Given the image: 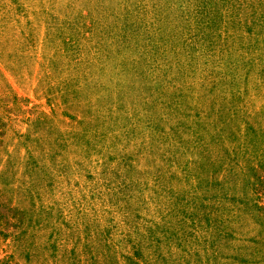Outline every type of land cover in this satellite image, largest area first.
<instances>
[{
    "label": "rangeland",
    "instance_id": "rangeland-1",
    "mask_svg": "<svg viewBox=\"0 0 264 264\" xmlns=\"http://www.w3.org/2000/svg\"><path fill=\"white\" fill-rule=\"evenodd\" d=\"M9 1L37 32L23 48L0 39V96L18 99L0 148V264H264V16L210 14L220 48L205 60L174 0ZM40 10L79 42L73 63L62 37L41 44ZM15 132L33 174L27 149L7 158Z\"/></svg>",
    "mask_w": 264,
    "mask_h": 264
},
{
    "label": "trees",
    "instance_id": "trees-1",
    "mask_svg": "<svg viewBox=\"0 0 264 264\" xmlns=\"http://www.w3.org/2000/svg\"><path fill=\"white\" fill-rule=\"evenodd\" d=\"M56 1L57 0H40L39 1L40 4L38 6L45 7L44 4L46 2L47 4H49V6H54V2ZM142 1L143 0H141V2ZM11 2H14L12 3L13 5L19 8H22V4L21 2H18V0H12ZM172 3L176 5L178 9L171 11V13L179 14V15L188 14V16L184 17L182 21L180 22V24H178L176 31L177 29H183V32H184L183 41H185V44L188 43V46L192 48L199 47L200 57L204 58L205 60L211 58V56H218V51L220 48V40L218 36L220 35L219 33H220L221 28L218 30L215 29L216 35H214L210 40H209L208 35L203 34L204 31L207 29V26L211 28L213 26V23L215 22L213 20V17L210 16V14L211 15L217 14L221 16L222 14H230L235 11V13H232V14L234 15L237 14V16H240L241 14L255 15L257 14V12H259L261 16H264V11H260L258 9L256 10L253 7V6H256L257 8H264V0H258V1L257 0H174L172 1ZM248 5H250L249 8H248ZM68 6L69 4L66 7ZM247 8L250 10H247ZM10 9L11 8H10L9 0H0V39L2 40L4 37H6L5 36L6 34H9V36L11 37V40H13V42L15 44H18L21 48H23L24 46L30 45V43L33 42L34 37L37 32V28H35L33 25V20L28 18L29 16L28 14V16H26L25 26H21L20 24H17V23L15 25V23L13 22V18L11 19ZM31 15H33V17H40V20H38L36 25L39 27L40 25L41 27L43 26L44 31L47 30L43 37L41 44L46 42V40H49L50 38H53L54 40L55 37L58 36V40H59L60 39L59 37H62L63 41L61 43L64 46L63 48L66 50V52H70L67 54L68 64L73 63L74 59L72 57L73 56L72 54H74V52L78 50L77 44L79 43L76 41V38L74 37V35L72 33H69L68 30L65 31L63 34L58 33V32L56 34L55 33L53 34L54 27L49 24L47 25V22L49 23V16H48L47 11L45 10H40L39 12H31ZM17 21H21V19L19 18L17 19ZM55 22L56 21H54L53 24ZM182 24L183 26H181ZM70 25L72 26L71 28L76 27L75 24H71V22H70ZM245 25L248 26V24H245ZM209 30H213V29H209ZM247 30H248V34H250L251 29H247ZM56 54H57V49L53 51L51 60L56 56ZM7 65L9 66L10 64H7ZM1 79L3 82H6V78L0 69V80ZM68 81H70V78L69 80L67 81L64 80L62 82L65 85V83L67 84ZM80 85L81 83L78 80H76L75 84H72V85L68 84L67 85L68 88L67 87L62 88L63 90H61V93L63 92L67 95L75 94L77 92L76 90H79L78 88H80ZM7 87L9 88V92H11L12 94L8 96V94H10L8 92V94H4L0 96V148H2V150L4 147L3 145L4 138L2 137H3V134L5 135L4 132L7 130L6 124H5V121H6L5 109L8 106H10L8 105V102H6V100L12 97L13 101L15 103H18V99L16 97V94H14L15 92L12 89V87L10 85H7ZM88 103L90 104V101H88ZM42 120H44L43 114L37 116L32 122L39 123ZM8 128H10V126ZM14 136L16 138V141L11 144L12 150L8 151L7 149V151H5V153L7 154V158L10 159V157H12V153L14 150H17V152H19L20 147H23L24 150L27 149L26 150L27 154H25V156H21L19 153H17L18 160L20 163L22 164L24 163V166L28 172L30 171L29 175L33 174V172L36 170V169L34 170V168L38 167L39 164L33 158V155L30 152V148L27 145L28 142L26 140L30 139L29 133L28 132H25V133L15 132ZM48 141L50 142L49 145L51 147L52 142L50 140ZM56 144L61 149L64 148V146L62 147L61 144H58L57 142ZM49 145L47 144V151L51 152V148L49 147ZM59 153H60V150L55 151V154L60 156ZM52 155L53 153L50 154V157ZM64 160L67 161L69 159L64 158ZM128 259L130 260L132 264L136 263V260L134 257L128 258Z\"/></svg>",
    "mask_w": 264,
    "mask_h": 264
}]
</instances>
